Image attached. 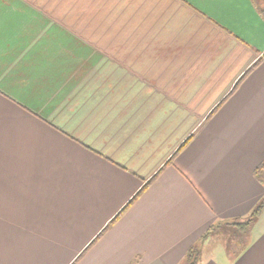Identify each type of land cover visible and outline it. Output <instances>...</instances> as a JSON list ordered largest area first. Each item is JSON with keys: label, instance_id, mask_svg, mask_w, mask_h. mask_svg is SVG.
<instances>
[{"label": "crops", "instance_id": "crops-1", "mask_svg": "<svg viewBox=\"0 0 264 264\" xmlns=\"http://www.w3.org/2000/svg\"><path fill=\"white\" fill-rule=\"evenodd\" d=\"M258 7L0 0V264H264Z\"/></svg>", "mask_w": 264, "mask_h": 264}, {"label": "rangeland", "instance_id": "rangeland-1", "mask_svg": "<svg viewBox=\"0 0 264 264\" xmlns=\"http://www.w3.org/2000/svg\"><path fill=\"white\" fill-rule=\"evenodd\" d=\"M262 3V0H260ZM110 42V43H109ZM96 43H94L93 37H84L83 38V44H84V48H122L123 47V40H119L117 37H99L96 38ZM251 229L247 230V232H245V235L250 234ZM249 232V233H248ZM231 231H225L222 233V237L218 239V241H214L213 243H211L208 248L206 249V255L202 256L199 258L200 262L199 264H209L210 261H212L215 257L217 256H221L219 257V260L221 259L222 261V257L224 256L223 252L225 253V249L227 248L228 252L232 251V246L236 243H240V238L243 237L240 235H237L236 237H232ZM232 237V238H231ZM235 239H238V241H235ZM230 248V249H229ZM225 250V251H224ZM222 251V252H221ZM221 252V254H219ZM213 254V255H212ZM223 264V263H221Z\"/></svg>", "mask_w": 264, "mask_h": 264}, {"label": "trees", "instance_id": "trees-1", "mask_svg": "<svg viewBox=\"0 0 264 264\" xmlns=\"http://www.w3.org/2000/svg\"><path fill=\"white\" fill-rule=\"evenodd\" d=\"M257 9L264 18V9H261L260 7H258ZM254 174L256 179L264 186V162L255 170ZM263 211H264V197L260 200V202L257 204V206L254 208V210L250 213L248 217L244 219H238L236 221L227 223L225 225L235 228L238 233L245 234V232H247V230L251 228L256 218H259V216L262 214ZM215 229L216 227L212 226L204 234L201 240L189 250L183 264H198L203 243L209 237V235L215 231Z\"/></svg>", "mask_w": 264, "mask_h": 264}, {"label": "snow or ice", "instance_id": "snow-or-ice-1", "mask_svg": "<svg viewBox=\"0 0 264 264\" xmlns=\"http://www.w3.org/2000/svg\"><path fill=\"white\" fill-rule=\"evenodd\" d=\"M222 2L228 3L231 2V0H222ZM244 3L250 4L251 0H243ZM261 23L264 24V18H261ZM262 36H264V32H262Z\"/></svg>", "mask_w": 264, "mask_h": 264}]
</instances>
